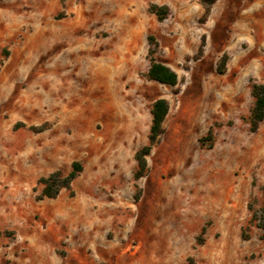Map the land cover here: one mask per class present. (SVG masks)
Listing matches in <instances>:
<instances>
[{"label": "rangeland", "instance_id": "obj_1", "mask_svg": "<svg viewBox=\"0 0 264 264\" xmlns=\"http://www.w3.org/2000/svg\"><path fill=\"white\" fill-rule=\"evenodd\" d=\"M153 47L175 86L147 79ZM254 83L264 0H0V264H264ZM75 162L70 188L40 198Z\"/></svg>", "mask_w": 264, "mask_h": 264}, {"label": "trees", "instance_id": "obj_2", "mask_svg": "<svg viewBox=\"0 0 264 264\" xmlns=\"http://www.w3.org/2000/svg\"><path fill=\"white\" fill-rule=\"evenodd\" d=\"M150 12L154 13L159 20H163L167 9L159 8L155 5L150 7ZM208 10H205V15ZM149 42L154 46L153 38L149 39ZM155 48H149L148 55L150 57V64L146 77L148 80L157 82L162 85L175 86L177 84V75L166 65L157 62L154 59ZM253 99V104L250 109L248 117L249 131L254 133L258 129L259 124L264 120V85L254 83L250 91ZM168 113V103L164 99H158L153 102L150 114H151V126L149 129V135L147 138V144L136 151L134 159L136 161L137 168L133 174V179L136 181L143 177L146 169V157L150 151L159 142L161 135L163 134V122ZM81 171V165L78 162L72 164L71 171L66 176H61L55 172L47 177H42L37 181V185L41 186L40 198H55L60 190L69 189L72 181L76 178ZM262 204L259 208L251 213L249 225H253L262 231L264 236V187H262ZM204 229L202 230V233ZM242 238L248 239V236L243 233Z\"/></svg>", "mask_w": 264, "mask_h": 264}]
</instances>
